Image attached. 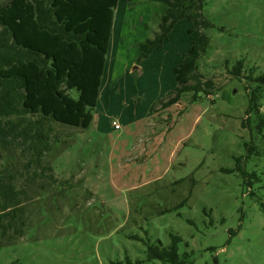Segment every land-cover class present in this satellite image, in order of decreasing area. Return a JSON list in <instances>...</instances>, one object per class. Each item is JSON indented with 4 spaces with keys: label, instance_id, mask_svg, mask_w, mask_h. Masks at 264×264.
I'll return each instance as SVG.
<instances>
[{
    "label": "rangeland",
    "instance_id": "obj_1",
    "mask_svg": "<svg viewBox=\"0 0 264 264\" xmlns=\"http://www.w3.org/2000/svg\"><path fill=\"white\" fill-rule=\"evenodd\" d=\"M151 2L90 6L91 19L102 10L112 18L100 76L77 50L72 61L55 55L71 81L68 91L54 84L50 98L62 108L92 107L93 124L61 129L46 162L68 183L32 186L25 234L0 246V264H164L147 261L148 245L166 248L173 237L193 264H264V130L250 112L258 96L264 116V0H206L213 26L203 30L210 43L199 65L213 87L167 110L160 102L173 95L174 70L199 35L181 20L164 48L138 64L140 45L154 38L167 8ZM22 4L20 41L40 48L34 12Z\"/></svg>",
    "mask_w": 264,
    "mask_h": 264
},
{
    "label": "trees",
    "instance_id": "obj_2",
    "mask_svg": "<svg viewBox=\"0 0 264 264\" xmlns=\"http://www.w3.org/2000/svg\"><path fill=\"white\" fill-rule=\"evenodd\" d=\"M152 1L164 3L168 8L154 38L140 45L138 64L164 48L181 20L193 23L194 29L190 31L199 35V41L185 53L174 70L177 86L173 95L160 102V109L167 110L179 103L184 95L193 94L197 99L200 92L209 94L203 87H213L211 80H203L199 65L210 43L203 30L213 25L204 17L206 0ZM22 3L30 5L34 12L35 31L40 32L44 43L40 48L26 46L20 41L25 13ZM107 3L111 4L109 10H113L117 0H11L8 3L0 0V246L12 245L25 234V202L30 200L34 184L46 190L51 182L68 183L59 182L54 170L47 165V157L62 143V128L89 130L94 112L87 106L62 108L50 98L54 84L57 89L68 91L71 81L70 71H60L56 66L59 59L55 55L62 53L66 61H72V53L77 50L80 52L77 59L88 64L91 75L100 76L112 18L105 16L109 12L102 10L94 14L93 20L89 9L90 6L104 9ZM84 6L86 11L78 12ZM91 35L94 36L93 46L87 50ZM241 70L242 64L235 67V75ZM137 73L139 71L134 75ZM257 101L258 96H253L250 112L257 113L261 133L264 116L260 114ZM224 171L233 173L235 170ZM180 241L179 237H173L166 248L148 245L147 261L193 264L190 255L179 254Z\"/></svg>",
    "mask_w": 264,
    "mask_h": 264
},
{
    "label": "crops",
    "instance_id": "obj_3",
    "mask_svg": "<svg viewBox=\"0 0 264 264\" xmlns=\"http://www.w3.org/2000/svg\"><path fill=\"white\" fill-rule=\"evenodd\" d=\"M122 2L123 0H119V2ZM151 3H153V4H156V5H160L161 6V4H164V3H161V2H156V1H152ZM165 5V4H164ZM166 7L168 8V6L166 5ZM167 8H165L162 12H165L166 10H167ZM118 10H119V7H118V9L116 10V12H115V19H114V30H113V35L114 36H116V30H117V24H118V19H117V13H118ZM157 31H159V30H157ZM137 46V45H136ZM183 60V59H182ZM180 63H181V61H180ZM107 110H109V109H107ZM108 118H110V116H108ZM107 126L106 125H102L101 126V129H103V128H106Z\"/></svg>",
    "mask_w": 264,
    "mask_h": 264
},
{
    "label": "built area",
    "instance_id": "obj_4",
    "mask_svg": "<svg viewBox=\"0 0 264 264\" xmlns=\"http://www.w3.org/2000/svg\"><path fill=\"white\" fill-rule=\"evenodd\" d=\"M115 128H116L117 130H120L122 127H121L120 124H116Z\"/></svg>",
    "mask_w": 264,
    "mask_h": 264
},
{
    "label": "water",
    "instance_id": "obj_5",
    "mask_svg": "<svg viewBox=\"0 0 264 264\" xmlns=\"http://www.w3.org/2000/svg\"><path fill=\"white\" fill-rule=\"evenodd\" d=\"M136 71H139V68L136 66L135 68L132 69V72H136Z\"/></svg>",
    "mask_w": 264,
    "mask_h": 264
}]
</instances>
